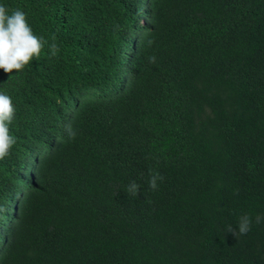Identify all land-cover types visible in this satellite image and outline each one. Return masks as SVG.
Listing matches in <instances>:
<instances>
[{
	"label": "trees",
	"instance_id": "obj_1",
	"mask_svg": "<svg viewBox=\"0 0 264 264\" xmlns=\"http://www.w3.org/2000/svg\"><path fill=\"white\" fill-rule=\"evenodd\" d=\"M0 5L44 41L0 69V264H264V0Z\"/></svg>",
	"mask_w": 264,
	"mask_h": 264
},
{
	"label": "clouds",
	"instance_id": "obj_2",
	"mask_svg": "<svg viewBox=\"0 0 264 264\" xmlns=\"http://www.w3.org/2000/svg\"><path fill=\"white\" fill-rule=\"evenodd\" d=\"M155 43L149 38L147 45L151 47ZM44 48L42 38L34 34L28 23L26 14L21 10H15L9 14L4 5H0V69L7 74L17 73L31 64L34 59H38ZM51 54L56 55L58 48L56 44L50 45ZM149 62L155 63V56H150ZM16 115V107L9 95L0 92V160L7 157L13 146L16 144L15 137L11 134L9 125ZM65 131L70 140L76 138L77 132L72 126L66 125ZM150 179L148 186L151 190L158 188V181H163L164 176L158 171L150 169ZM141 185L132 181L126 189L131 196H139ZM6 209L0 206V212ZM264 222V214H257L256 223ZM252 218L245 214L239 218L237 228L228 225L226 231L235 237L246 235L251 230Z\"/></svg>",
	"mask_w": 264,
	"mask_h": 264
}]
</instances>
